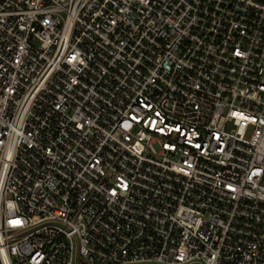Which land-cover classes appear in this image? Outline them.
I'll list each match as a JSON object with an SVG mask.
<instances>
[{
    "label": "built area",
    "instance_id": "obj_1",
    "mask_svg": "<svg viewBox=\"0 0 264 264\" xmlns=\"http://www.w3.org/2000/svg\"><path fill=\"white\" fill-rule=\"evenodd\" d=\"M0 264H264V0H0Z\"/></svg>",
    "mask_w": 264,
    "mask_h": 264
}]
</instances>
